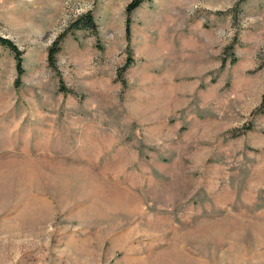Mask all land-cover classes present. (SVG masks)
<instances>
[{
    "label": "rangeland",
    "instance_id": "374dc122",
    "mask_svg": "<svg viewBox=\"0 0 264 264\" xmlns=\"http://www.w3.org/2000/svg\"><path fill=\"white\" fill-rule=\"evenodd\" d=\"M130 1L0 0V264H264V0Z\"/></svg>",
    "mask_w": 264,
    "mask_h": 264
},
{
    "label": "trees",
    "instance_id": "16d2710c",
    "mask_svg": "<svg viewBox=\"0 0 264 264\" xmlns=\"http://www.w3.org/2000/svg\"><path fill=\"white\" fill-rule=\"evenodd\" d=\"M144 1L147 0H131L126 8V14H127V22H126V33L128 36H130V23H131V14L132 12L139 7ZM71 28H90L91 30L96 31L97 30V24L93 18V15L91 12H88L78 19H76L71 25ZM64 34H60L50 45L49 51H48V61L49 65L53 69L58 68V58L57 53L60 51L61 48V40L63 38ZM0 45L4 46L6 48L11 49V51L14 53L15 58L17 60L16 67L18 76L20 77L24 73V67H23V59H22V51L18 47V45L9 37L3 36L0 34ZM233 46H227L226 51L232 48ZM232 50V49H231ZM128 64L121 68V70H124L127 68ZM124 80V79H123ZM264 110V101L260 104V106L257 107V109L254 112L262 111ZM253 112V113H254Z\"/></svg>",
    "mask_w": 264,
    "mask_h": 264
}]
</instances>
